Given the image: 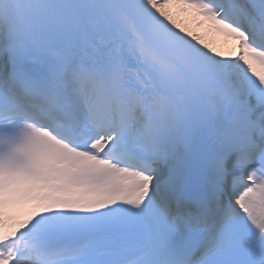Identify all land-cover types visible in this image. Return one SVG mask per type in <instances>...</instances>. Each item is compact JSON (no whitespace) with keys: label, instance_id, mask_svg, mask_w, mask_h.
Masks as SVG:
<instances>
[{"label":"snow or ice","instance_id":"snow-or-ice-1","mask_svg":"<svg viewBox=\"0 0 264 264\" xmlns=\"http://www.w3.org/2000/svg\"><path fill=\"white\" fill-rule=\"evenodd\" d=\"M0 264H264V0H0Z\"/></svg>","mask_w":264,"mask_h":264},{"label":"rangeland","instance_id":"rangeland-1","mask_svg":"<svg viewBox=\"0 0 264 264\" xmlns=\"http://www.w3.org/2000/svg\"><path fill=\"white\" fill-rule=\"evenodd\" d=\"M173 11H174L175 18L177 19V22L181 24L182 27L186 28L188 31L200 37L204 41V43L209 45L210 48H213L216 51L221 52L226 57L234 56L233 51L236 49L235 48L236 44H234V42L228 44L230 47L228 46L222 47L218 43L217 45L211 44L210 41L207 40V37H206L207 33H209L208 29L198 25L196 22L189 23L187 15L181 14L178 9H174Z\"/></svg>","mask_w":264,"mask_h":264},{"label":"bare ground","instance_id":"bare-ground-1","mask_svg":"<svg viewBox=\"0 0 264 264\" xmlns=\"http://www.w3.org/2000/svg\"><path fill=\"white\" fill-rule=\"evenodd\" d=\"M187 17H188L189 23H195L196 22L198 25H200V26H202V27H204V28L209 30V33H207L206 37H207V40H209L211 44L217 45V43H218L222 47L223 46L230 47L228 44L229 43H233V42H234V44H236V42L231 40L230 38H228V37H226V36H224L222 34H219V33H216L214 31H212L207 24L201 25L198 21L194 20L191 16H187ZM259 70L260 69L258 68V71Z\"/></svg>","mask_w":264,"mask_h":264}]
</instances>
